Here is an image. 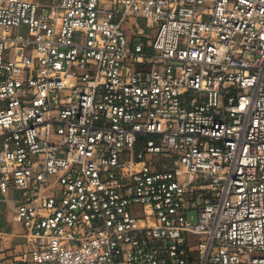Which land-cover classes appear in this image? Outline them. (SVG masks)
<instances>
[{
  "label": "built area",
  "instance_id": "obj_1",
  "mask_svg": "<svg viewBox=\"0 0 264 264\" xmlns=\"http://www.w3.org/2000/svg\"><path fill=\"white\" fill-rule=\"evenodd\" d=\"M11 194L0 264H264V0H0Z\"/></svg>",
  "mask_w": 264,
  "mask_h": 264
},
{
  "label": "crops",
  "instance_id": "obj_2",
  "mask_svg": "<svg viewBox=\"0 0 264 264\" xmlns=\"http://www.w3.org/2000/svg\"><path fill=\"white\" fill-rule=\"evenodd\" d=\"M11 196H12L11 198L4 197L5 199H7L9 201L8 206H9L10 211H11V208L13 207V205L15 204V201H16V196L12 195V194H11ZM0 204H2V203H0ZM4 218L6 219V217H4V215H3L2 210H0V229H3L5 231H10L9 228H6L7 230L5 228H3V227H6L4 222H3V220H5ZM8 221L11 222L12 224H14L12 222V215ZM14 226L16 227L18 225L14 224ZM22 242L23 241L21 239H17V238H10L5 243L0 242V260L3 258H6V257L12 258V257L18 256L24 249Z\"/></svg>",
  "mask_w": 264,
  "mask_h": 264
},
{
  "label": "rangeland",
  "instance_id": "obj_3",
  "mask_svg": "<svg viewBox=\"0 0 264 264\" xmlns=\"http://www.w3.org/2000/svg\"><path fill=\"white\" fill-rule=\"evenodd\" d=\"M42 2L44 0H41ZM130 33L133 35V32L130 31ZM148 35H150V33L147 31L146 32ZM249 59H253L252 56L249 57ZM147 139H155L152 136H149ZM0 210H2L4 217H6L5 220H3L4 224L6 227L3 228H9L10 231H8L10 234L15 235V236H22L24 234V230L20 227V226H14V224H12L11 222H9L8 220L11 217V211L9 210V201L7 199H5L3 196L0 195ZM189 218L191 219L192 222H196L197 221V214L196 213H191L189 215ZM7 230V229H6Z\"/></svg>",
  "mask_w": 264,
  "mask_h": 264
}]
</instances>
